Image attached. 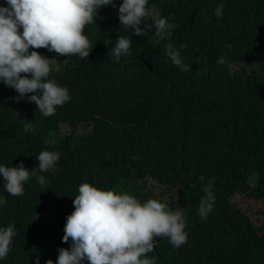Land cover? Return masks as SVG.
I'll return each instance as SVG.
<instances>
[{
    "label": "trees",
    "instance_id": "trees-1",
    "mask_svg": "<svg viewBox=\"0 0 264 264\" xmlns=\"http://www.w3.org/2000/svg\"><path fill=\"white\" fill-rule=\"evenodd\" d=\"M121 2L85 26L88 58L35 49L55 59L49 78L71 96L54 116L17 101L0 84V164L34 168L23 196L8 194L0 177L7 201L0 227L17 230L0 264L37 258L55 264L54 252L71 243L62 236L78 187L89 183L118 194L132 182L141 202L185 209L186 244L175 248L167 237L156 238L149 256L157 264H264V221L244 205L264 200V0H150L176 25L171 42L187 45L181 55L188 72L166 56L168 40L156 43L151 20L144 21L143 37L120 25ZM121 35L131 36L133 46L117 61L112 49ZM221 57L225 63L218 64ZM20 120L34 131L24 133ZM43 150L61 154L54 171H39ZM41 175L48 181L43 187ZM212 178L216 199L205 220L198 207ZM44 215L48 220L40 223ZM258 216L264 219V208Z\"/></svg>",
    "mask_w": 264,
    "mask_h": 264
},
{
    "label": "clouds",
    "instance_id": "clouds-1",
    "mask_svg": "<svg viewBox=\"0 0 264 264\" xmlns=\"http://www.w3.org/2000/svg\"><path fill=\"white\" fill-rule=\"evenodd\" d=\"M5 4L0 5V84L13 89L17 101L34 103L43 116H54L71 96L66 86L49 78L55 59L35 49H46L62 57L88 58L92 44L84 34L85 26L96 22L102 8H116L115 0H5ZM222 9L223 5L215 10L218 18L222 17ZM118 20L120 25L133 30L131 36L138 37L146 35L144 21L151 20L156 43L169 41L165 54L172 64L182 72L191 70L181 55L187 45L177 48L171 42L176 25L162 16L150 0H122ZM131 36L118 37L112 49L115 60L131 55ZM217 63H225L224 58ZM20 121L24 133L34 131L30 121ZM60 158L58 151H41L36 157L39 171H54ZM33 169L26 168L23 162L15 167L0 164L3 189L11 196H23ZM38 182L43 187L48 181L41 175ZM214 183L212 178L203 188L198 207L201 219L206 220L213 210ZM6 203V197L0 196V207ZM73 205L74 211L66 217L62 236V243L69 240L71 243L67 249H58L55 264H157L156 257L149 256L158 244L156 238L167 237L175 248L187 242L185 209L179 206L170 208L152 198L141 202L133 195L115 194L89 183L78 187ZM16 235L14 224L0 227V260L10 253ZM34 264H40L39 258ZM46 264L54 262L49 259Z\"/></svg>",
    "mask_w": 264,
    "mask_h": 264
},
{
    "label": "rangeland",
    "instance_id": "rangeland-1",
    "mask_svg": "<svg viewBox=\"0 0 264 264\" xmlns=\"http://www.w3.org/2000/svg\"><path fill=\"white\" fill-rule=\"evenodd\" d=\"M64 127H62L61 129H63ZM149 182H151V183H149L151 186H152V189L153 190H156V187H155V185L153 186V181H151V180H148ZM148 184V185H149ZM136 187V185L132 182V183H130V184H128L127 186H126V190H122V193H118V194H123V193H127V194H130V195H133L135 192V190H134V188ZM124 188V187H123ZM119 191H120V189H119ZM244 202L242 201V202H240V204L242 205ZM244 205L246 206V207H248L247 209L248 210H250L251 212H252V217L254 218V219H259V220H263L264 221V219H261V217H259L258 216V214H259V211H260V209H263L264 208V200H259V201H253V200H251V201H248V202H246V203H244ZM48 220V216L47 215H44V216H41V218H40V220H39V222L41 223V222H45V221H47ZM54 256H55V259L57 258V256H58V252H54Z\"/></svg>",
    "mask_w": 264,
    "mask_h": 264
}]
</instances>
